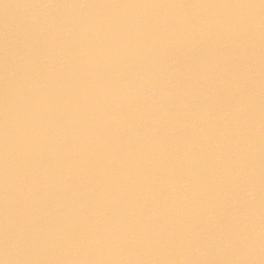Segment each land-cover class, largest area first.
I'll return each instance as SVG.
<instances>
[{
  "label": "bare ground",
  "instance_id": "1",
  "mask_svg": "<svg viewBox=\"0 0 264 264\" xmlns=\"http://www.w3.org/2000/svg\"><path fill=\"white\" fill-rule=\"evenodd\" d=\"M0 264H264V0H0Z\"/></svg>",
  "mask_w": 264,
  "mask_h": 264
}]
</instances>
